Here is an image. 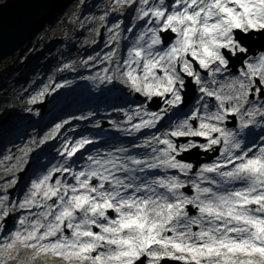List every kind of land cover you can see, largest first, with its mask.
<instances>
[{
    "label": "snow or ice",
    "instance_id": "snow-or-ice-1",
    "mask_svg": "<svg viewBox=\"0 0 264 264\" xmlns=\"http://www.w3.org/2000/svg\"><path fill=\"white\" fill-rule=\"evenodd\" d=\"M128 10L124 55L121 20L104 59L119 83L161 101L156 111L137 106L131 124L157 129L134 145L150 151L97 152L77 169L67 162L94 141L66 140L65 164L32 180L18 205L0 195V232L26 213L0 256L23 248L62 264H264V0H114L112 11ZM190 85L194 104L161 133Z\"/></svg>",
    "mask_w": 264,
    "mask_h": 264
},
{
    "label": "rangeland",
    "instance_id": "rangeland-1",
    "mask_svg": "<svg viewBox=\"0 0 264 264\" xmlns=\"http://www.w3.org/2000/svg\"><path fill=\"white\" fill-rule=\"evenodd\" d=\"M98 4H99V6H96V8H95V10L97 11L96 12V14H95V18H97L98 20H100V18H101V15H102V13L103 12H106V11H110V12H112L111 10H112V8L114 7L113 5H112V3L111 2H109V4H107L106 2H104L103 4H100V2H98ZM102 5H103V7H102ZM77 6H79L78 5V2H77V0H76V3H74L73 4V8H74V10H75V7H77ZM67 20V19H66ZM70 24V22L69 21H65V20H63V21H59L58 23H57V21H54V22H52V24L51 25H55V26H57V27H59V24H63V27L61 28V29H59V34H58V36L59 35H62V34H68V31H71V27L69 26V24ZM93 24V23H92ZM73 29H74V27H72ZM85 28H86V25H85ZM94 28H97V26L95 27V25H94ZM41 32H42V30H41ZM84 37H85V39H89L90 38V34H85L84 35ZM60 39L58 38V41H59ZM89 41V40H88ZM33 43V42H32ZM120 43H121V46H122V44H123V42L122 41H120ZM59 44H60V42H59ZM58 44V45H59ZM37 46H38V43H37ZM27 47H29V44H27L26 45V47L21 51V52H18L17 53V55L14 57V60L13 61H11L8 65H7V71H12L14 68H15V66H16V64H17V66H18V64L19 63H17V59L19 58V56L24 52V50L27 48ZM75 47H77L78 49H81L82 48V46L81 45H76ZM32 49H34V48H32ZM51 50V49H50ZM87 50V48H85V47H83L82 49H81V52H85ZM30 51V54H32V53H35L36 51H37V49L36 50H29ZM55 52H57V58L58 59H61L62 58V55H61V50L60 49H58L57 51H55ZM54 52V53H55ZM51 53H53V52H51ZM72 52H70V54H71ZM29 56V53L28 52H25L24 53V58H26V57H28ZM11 60V59H10ZM9 60V61H10ZM21 60V59H20ZM8 61V62H9ZM3 67H5V66H2V68ZM1 69V68H0ZM114 72V70L113 69H110V74H108V75H112L113 76V81L111 82V83H109V82H107L106 80H103L102 79V77H104L105 75H103V74H101V73H99L98 74V78L94 81V84H97L98 82H105V85L107 84V87H109V88H111V89H113V88H116L118 91H120L123 95H128V94H130L131 93V90L128 88V87H126L124 84H122V83H119L118 81H119V77H118V75L116 74H114L113 73ZM51 75V74H50ZM48 76V79L46 80V81H44L41 85H40V87L41 88H44L43 90H46V89H48L52 84H54V78H52L51 76ZM31 82H32V79H27L25 82L24 81H22V83L20 84V86H23L22 88H21V90H19L18 92H17V87H16V85L17 84H15V86H13V88H14V95H13V97H15L16 98V100L15 99H13L12 100V104L11 105H13V107L16 109V110H19V109H21V108H18L19 106H17V96H22V94L25 92H29L30 93V91L28 90V87L31 85ZM107 82V83H106ZM69 82H67V79L66 78H61V82L60 83H58V82H56L55 83V85H62V87H60V88H56L55 87V89H57L56 91L57 92H62L63 90V92L61 93V94H63L65 91L66 92H70V91H73V89H74V87H75V85H74V82H70V84H68ZM62 88H64V89H62ZM106 89V88H105ZM34 91H37V89H35ZM46 92H48V91H46ZM43 94H44V92H42ZM41 94V93H40ZM39 94V99H42V96L43 95H40ZM83 95L84 94H80V96H82L83 97ZM134 103H138L139 101H136V100H134L133 101ZM8 104V102L5 104V105H7ZM31 104L32 103H30V105L28 106V105H25L24 104V109H25V114H29V113H36V112H34V109L33 108H31L30 106H31ZM49 110V109H48ZM48 110H47V112H48ZM47 112L45 113L46 115H47ZM33 115H35V114H33ZM73 118L74 117H72V116H65L64 118H62L60 121H58L57 123H55L53 126H55L56 124H63V122L64 121H69V123L68 124H63V127L59 130V132L57 133L58 135H60V137H61V140H60V143L62 144V143H65V141L66 140H69L70 141V139L72 140V142H74L76 139H79V138H82V137H84V135L83 136H75V137H73L74 136V132H70V130L71 129H73V128H75L76 126H75V123H73L72 121H73ZM50 128H52V127H50ZM50 128L48 129V130H50ZM167 129V128H166ZM166 129H164L163 131H165ZM56 134V135H57ZM57 135V136H58ZM48 136H50V135H47V136H45V137H48ZM45 137H44V140H45ZM70 138V139H69ZM45 143H46V145H49L50 143H51V141L49 140V139H47L46 141H45ZM25 148L26 147H23L22 148V151H25ZM81 152L82 153H86V155L88 156V155H92V154H95L96 152H92L91 151V147L88 145V146H86V148L85 149H83V150H81ZM32 159H31V156H30V154L28 153V150H26L24 153H20V154H17L15 157H13V170L14 171H21V170H24V169H27L28 170V164H30V161H31ZM9 173H12V170H10V172ZM43 175V174H42ZM40 176H37V177H34V178H32V180H34V179H37V178H39ZM31 180V181H32ZM31 184V183H30ZM19 186H21V183H19L18 184ZM28 187H30V186H28ZM29 189V188H28ZM28 192V191H27ZM27 192L25 193H23L22 194V198H20L21 200L20 201H22V199L24 198V196L27 194ZM19 201V202H20ZM23 214H26L25 212H21V211H19L18 213H17V221H18V219H19V217L21 216V215H23ZM9 242H10V238H9ZM25 249H23V248H19L18 249V251H14L12 254L14 255V253H20V252H22V251H24ZM19 255H17V257H18ZM16 257V256H15ZM48 258H46L45 256H41V257H39V258H35V259H33V257H32V254H31V252L29 251V250H27V255L25 256V258H23L24 260H27V262H28V264H36V263H39V264H45V262H46V264H62V261L58 258V257H52V256H47ZM173 262V261H172ZM175 262V261H174ZM17 264H18V262H17ZM175 264H177V262H175Z\"/></svg>",
    "mask_w": 264,
    "mask_h": 264
},
{
    "label": "water",
    "instance_id": "water-1",
    "mask_svg": "<svg viewBox=\"0 0 264 264\" xmlns=\"http://www.w3.org/2000/svg\"><path fill=\"white\" fill-rule=\"evenodd\" d=\"M66 0H2L0 61L20 49Z\"/></svg>",
    "mask_w": 264,
    "mask_h": 264
},
{
    "label": "bare ground",
    "instance_id": "bare-ground-1",
    "mask_svg": "<svg viewBox=\"0 0 264 264\" xmlns=\"http://www.w3.org/2000/svg\"><path fill=\"white\" fill-rule=\"evenodd\" d=\"M64 9H65V4L61 5V7H59L58 11L61 13ZM45 76H46V73L43 74V76L41 77V79H44Z\"/></svg>",
    "mask_w": 264,
    "mask_h": 264
}]
</instances>
